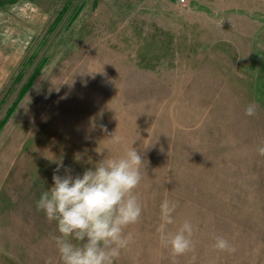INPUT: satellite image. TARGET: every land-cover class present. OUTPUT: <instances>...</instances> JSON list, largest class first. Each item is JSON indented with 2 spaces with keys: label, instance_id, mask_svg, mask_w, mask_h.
Here are the masks:
<instances>
[{
  "label": "rangeland",
  "instance_id": "rangeland-1",
  "mask_svg": "<svg viewBox=\"0 0 264 264\" xmlns=\"http://www.w3.org/2000/svg\"><path fill=\"white\" fill-rule=\"evenodd\" d=\"M131 146L143 213L115 264H264V0H0V264H61L41 194ZM165 199L193 252L161 246Z\"/></svg>",
  "mask_w": 264,
  "mask_h": 264
},
{
  "label": "clouds",
  "instance_id": "clouds-1",
  "mask_svg": "<svg viewBox=\"0 0 264 264\" xmlns=\"http://www.w3.org/2000/svg\"><path fill=\"white\" fill-rule=\"evenodd\" d=\"M245 115H256L254 104L248 105ZM111 137L113 143L121 142V137ZM258 153L264 156V146ZM143 162L142 155L131 146L122 155L105 157L82 175L73 176L70 170L63 176L53 174V186L41 194L36 206L49 222L57 224L59 234L51 239L61 264H115L122 251L135 242V234L126 229L142 217L143 204L136 189L143 179ZM177 206L168 199L161 202L156 229L161 246L174 258L195 248L196 228L189 219L175 231L169 229L175 224ZM214 240L213 250L235 252L224 237ZM46 264H52L51 260Z\"/></svg>",
  "mask_w": 264,
  "mask_h": 264
},
{
  "label": "built area",
  "instance_id": "built-area-1",
  "mask_svg": "<svg viewBox=\"0 0 264 264\" xmlns=\"http://www.w3.org/2000/svg\"><path fill=\"white\" fill-rule=\"evenodd\" d=\"M201 0H174L175 4L181 9H187L190 7L192 3L198 2ZM208 1H216V0H208Z\"/></svg>",
  "mask_w": 264,
  "mask_h": 264
},
{
  "label": "trees",
  "instance_id": "trees-1",
  "mask_svg": "<svg viewBox=\"0 0 264 264\" xmlns=\"http://www.w3.org/2000/svg\"><path fill=\"white\" fill-rule=\"evenodd\" d=\"M61 15H62V14H61ZM55 28H56V26L53 27V29H55Z\"/></svg>",
  "mask_w": 264,
  "mask_h": 264
}]
</instances>
